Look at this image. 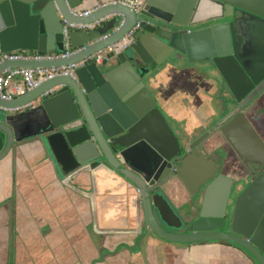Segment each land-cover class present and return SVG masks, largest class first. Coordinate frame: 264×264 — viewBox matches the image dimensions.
Masks as SVG:
<instances>
[{
  "label": "water",
  "instance_id": "water-1",
  "mask_svg": "<svg viewBox=\"0 0 264 264\" xmlns=\"http://www.w3.org/2000/svg\"><path fill=\"white\" fill-rule=\"evenodd\" d=\"M86 1L0 0V54L61 53L66 43L72 48L85 45L112 30L120 17L125 19L119 32L77 56L61 61L6 62L0 65V75L9 68L78 62L117 42L137 20L142 21L134 43L119 54L110 53L103 65L90 63L76 70L75 79L59 77L17 98L4 100L0 95V163L16 154L23 142L32 141L46 149L64 178L74 173L69 182L77 176L104 179L108 172L117 176L115 181L130 182L136 192L133 207H141L142 237L183 245L223 241L238 245L264 264V142L244 113L221 131L220 137L238 158L259 171L246 184L236 177V166L226 171L209 160L202 140L185 145L171 125L170 100L156 88L164 76L177 72L170 70L177 69L184 58L191 65L214 57L213 65L223 76L220 26L189 32V27L202 22L195 18L206 0H176L174 12L166 0H145L141 16L127 7L108 5L88 17H74L71 12L81 10ZM109 14L120 17L99 30L73 31L65 39L64 20L92 23ZM172 16L185 21L177 22ZM234 72L245 79L244 71ZM52 88H57L54 95L42 97ZM231 93L240 102L249 92ZM34 102L41 104L48 120L40 121L39 132L19 137L30 126L14 112ZM176 181L185 188L188 201L173 189ZM128 195H111L103 200L104 206L122 205ZM11 226V209L1 206L0 254L5 259L10 254Z\"/></svg>",
  "mask_w": 264,
  "mask_h": 264
},
{
  "label": "crops",
  "instance_id": "crops-1",
  "mask_svg": "<svg viewBox=\"0 0 264 264\" xmlns=\"http://www.w3.org/2000/svg\"><path fill=\"white\" fill-rule=\"evenodd\" d=\"M113 1L88 0L81 10ZM166 3L177 11L178 1ZM175 20L182 23L185 18ZM167 77L160 84L169 82ZM185 90L187 95L193 92ZM169 93L170 102L178 97ZM187 95L176 100L188 103ZM33 105L14 112L30 126L28 135L39 132L40 123L48 120L41 104ZM182 107L190 110L191 105ZM73 176L64 178L46 149L32 141L23 142L16 154L0 163V207H9L12 218L10 254L6 259L0 254V264H258L241 248L222 241L183 245L142 237L141 207H133L136 192L127 181H115L117 176L109 172L104 179L77 176L69 182ZM173 186L188 201L183 185L176 181ZM126 194L122 205L104 206L105 198Z\"/></svg>",
  "mask_w": 264,
  "mask_h": 264
},
{
  "label": "flooded vegetation",
  "instance_id": "flooded-vegetation-1",
  "mask_svg": "<svg viewBox=\"0 0 264 264\" xmlns=\"http://www.w3.org/2000/svg\"><path fill=\"white\" fill-rule=\"evenodd\" d=\"M223 1L226 4L218 5L215 0L204 1L213 10L204 17L197 16L195 22H202L189 27V32H192L220 26L224 55L219 64L224 71L223 76L213 65L214 57L191 65L184 58L174 70L177 71L176 74L171 77L169 75V82L166 81L159 87L162 96L171 97V90L175 97L178 96L170 102L171 115L173 114L170 122L185 145L189 147L202 140L209 160L217 166L223 165L226 171L236 166V177L249 184L259 175V171L253 165H245L232 146L220 136L222 129H226L236 115L244 113L264 142V0H261V4H251L254 0ZM258 26L263 28L257 29ZM234 71H244L245 79ZM185 88L192 89V94L187 95ZM231 90L249 93L245 99L237 102ZM253 93L254 96L248 101ZM186 95L188 103L185 99L176 100L185 98ZM187 104L191 105L190 110L182 107ZM33 107L32 104L28 108ZM184 110L190 111L191 115L186 116ZM29 132L30 129L21 135L27 136ZM211 139L212 144L209 142ZM217 154L220 160L216 158ZM128 183L130 182L127 181ZM128 186L131 188L129 184Z\"/></svg>",
  "mask_w": 264,
  "mask_h": 264
},
{
  "label": "built area",
  "instance_id": "built-area-1",
  "mask_svg": "<svg viewBox=\"0 0 264 264\" xmlns=\"http://www.w3.org/2000/svg\"><path fill=\"white\" fill-rule=\"evenodd\" d=\"M108 5H121L132 10L137 16H141L143 11L145 0H134L132 2L125 0H115L110 3H104L97 5L87 10H77L71 12L74 17H88L92 13ZM120 17L118 14L106 15L92 23H73L64 20V37L66 40L69 38V34L73 31H93L99 30L105 27L113 18ZM125 23V19L120 17L114 28L108 31L98 39L92 40L85 45L77 48H72L69 43L65 44L63 52H52V53H34L17 51L11 53L0 54V65L6 62H41V61H61L67 60L73 56H77L80 53L86 51L95 43L107 39L110 35L119 32ZM142 26V21L139 19L135 25L117 42L92 53L78 62L61 65L55 67H40V68H9L3 71L0 75V95L4 100H10L25 95L26 93L38 88L42 84L51 81L59 77H68L75 79V72L77 69L83 68L90 63H95L101 66L107 60L110 53L119 54L128 49L134 43V35ZM57 88L47 90L42 97L52 96L56 93ZM35 103V102H34ZM33 104V103H32ZM30 104V105H32ZM30 105L26 106L29 107ZM117 200V199H112ZM106 201V200H105Z\"/></svg>",
  "mask_w": 264,
  "mask_h": 264
},
{
  "label": "bare ground",
  "instance_id": "bare-ground-1",
  "mask_svg": "<svg viewBox=\"0 0 264 264\" xmlns=\"http://www.w3.org/2000/svg\"><path fill=\"white\" fill-rule=\"evenodd\" d=\"M213 8L209 5V3L204 2L199 10L198 17H204L206 14L210 13Z\"/></svg>",
  "mask_w": 264,
  "mask_h": 264
},
{
  "label": "rangeland",
  "instance_id": "rangeland-1",
  "mask_svg": "<svg viewBox=\"0 0 264 264\" xmlns=\"http://www.w3.org/2000/svg\"><path fill=\"white\" fill-rule=\"evenodd\" d=\"M161 85V84H160Z\"/></svg>",
  "mask_w": 264,
  "mask_h": 264
}]
</instances>
